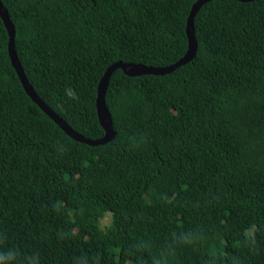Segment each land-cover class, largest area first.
Returning <instances> with one entry per match:
<instances>
[{"label": "trees", "instance_id": "trees-1", "mask_svg": "<svg viewBox=\"0 0 264 264\" xmlns=\"http://www.w3.org/2000/svg\"><path fill=\"white\" fill-rule=\"evenodd\" d=\"M0 1L36 95L96 140L105 70L182 59L197 0ZM193 24L184 65L112 74L115 135L88 146L24 91L0 17V264H264V0H211Z\"/></svg>", "mask_w": 264, "mask_h": 264}, {"label": "water", "instance_id": "water-1", "mask_svg": "<svg viewBox=\"0 0 264 264\" xmlns=\"http://www.w3.org/2000/svg\"><path fill=\"white\" fill-rule=\"evenodd\" d=\"M211 0H197L191 7L188 18L186 20V35L188 39V49L182 59L177 61L174 65L163 68H153L147 67L143 65L133 64V63H122L116 62L110 65L104 72L102 78L100 79L97 87V97H96V111L100 125L104 130V136L100 139L92 140L89 138H85L84 136L75 132L72 128H70L65 121L60 119L34 92L33 88L29 84L22 66L17 58L14 46L15 39V31L12 22L9 19L8 12L2 6L0 1V17L4 23V26L7 30L9 41H8V55L10 59V63L15 70L24 91L31 98V100L50 118L52 119L61 130H63L70 138L73 140L86 144L88 146H99L104 145L110 142L115 135L112 126V118L106 107L105 103V95L107 90V83L112 76V74L116 70H121L125 75L130 77H137L142 75H156L163 76L169 74L174 69L184 65L188 61H190L196 54L197 50V42L194 36V17L198 11V9L209 2ZM240 2H251L255 0H238Z\"/></svg>", "mask_w": 264, "mask_h": 264}, {"label": "rangeland", "instance_id": "rangeland-1", "mask_svg": "<svg viewBox=\"0 0 264 264\" xmlns=\"http://www.w3.org/2000/svg\"><path fill=\"white\" fill-rule=\"evenodd\" d=\"M109 219H110V217L106 215V216L101 220V224H102V225H106V224H108V223H109Z\"/></svg>", "mask_w": 264, "mask_h": 264}, {"label": "clouds", "instance_id": "clouds-1", "mask_svg": "<svg viewBox=\"0 0 264 264\" xmlns=\"http://www.w3.org/2000/svg\"><path fill=\"white\" fill-rule=\"evenodd\" d=\"M68 95H70V96L72 95V92H71V90H68Z\"/></svg>", "mask_w": 264, "mask_h": 264}]
</instances>
